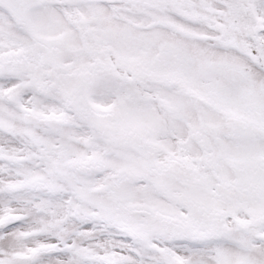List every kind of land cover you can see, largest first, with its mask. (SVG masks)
<instances>
[{
    "label": "snow or ice",
    "instance_id": "6c2138e0",
    "mask_svg": "<svg viewBox=\"0 0 264 264\" xmlns=\"http://www.w3.org/2000/svg\"><path fill=\"white\" fill-rule=\"evenodd\" d=\"M0 264H264V0H0Z\"/></svg>",
    "mask_w": 264,
    "mask_h": 264
}]
</instances>
